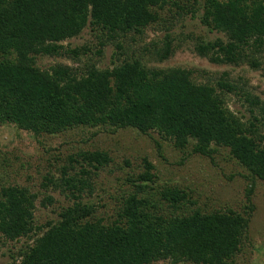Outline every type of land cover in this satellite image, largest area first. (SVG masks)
Masks as SVG:
<instances>
[{
	"label": "trees",
	"instance_id": "trees-1",
	"mask_svg": "<svg viewBox=\"0 0 264 264\" xmlns=\"http://www.w3.org/2000/svg\"><path fill=\"white\" fill-rule=\"evenodd\" d=\"M171 3L178 6L176 0H0V126L13 125L34 135L79 127L132 128L144 135L155 133L180 150L191 143L192 153L205 157L223 147L264 183V103L236 84L224 79L215 86L198 84L189 70L147 68L139 59H125L110 69L90 64L83 73L62 64L47 70L36 66L37 57L78 58L90 52L62 44L87 27L106 43L141 34ZM201 22L224 34L226 41L198 43L200 56L236 66L251 58L250 65L259 67L253 58L264 47V0H203ZM172 43L166 35L160 47L152 44L147 52L162 63L174 53ZM228 94L244 98L248 119L228 109ZM72 162L80 165L78 172L71 168L69 174L63 167L58 179H46L73 199L55 222L35 225L37 195L29 189L0 188V238L17 241L33 235L10 264H228L239 252L248 216L199 208L163 214L141 195L154 179L146 160L144 173L131 182L134 191L121 200L114 221L94 219L95 207L82 202L89 168L96 171L111 159L93 151L77 154ZM159 197L175 210L189 203L186 193L175 188L162 190ZM52 203L45 197L41 205Z\"/></svg>",
	"mask_w": 264,
	"mask_h": 264
},
{
	"label": "rangeland",
	"instance_id": "rangeland-1",
	"mask_svg": "<svg viewBox=\"0 0 264 264\" xmlns=\"http://www.w3.org/2000/svg\"><path fill=\"white\" fill-rule=\"evenodd\" d=\"M176 1L178 6L171 3L158 11V21L141 34L130 33L125 38L106 43L105 37L87 27L77 37L62 44L69 48L86 47L90 52L78 58L37 57L36 66L47 70L62 64L83 73L90 64L99 69H110L125 59H139L147 68L189 70L198 84L215 86L219 80H227L264 103V47L253 58L259 63L258 68L250 65L251 58L237 66L210 62L196 52L195 46L216 39L226 41L225 35L202 24L203 0H197L194 6L192 0ZM166 35L172 38L174 53L159 63L147 50L152 44L160 47ZM102 42L105 44L101 47ZM225 101L228 109L237 116L244 120L250 117L249 106L239 94H228ZM260 133L264 135V121ZM191 148L189 143L186 148L177 149L172 141H163L155 133L144 135L132 128L79 127L56 135H34L13 125H1L0 188L19 186L29 189L37 195L35 225L41 227L55 222L59 213L73 204V199L68 192L54 189L46 179H58L63 167L69 174H73L71 168L78 172L80 165L74 164L72 158L81 152L99 151L111 162L96 171L89 168V188L82 194V202L95 207L94 219L102 218L105 223H111L121 200L133 193L131 182L144 173L146 160L153 166L154 179L141 194L143 197L151 199L168 216L195 208L205 213L232 210L248 216L240 250L228 264H264V183L253 178L229 155L227 148H216L211 157L194 154ZM172 188L185 192L189 203L175 210L160 201V192ZM45 197H51L53 203L44 207L41 202ZM38 234L41 233L34 235ZM32 237L17 241L0 238V264H10L26 245L31 244ZM153 264L172 263L159 261Z\"/></svg>",
	"mask_w": 264,
	"mask_h": 264
}]
</instances>
